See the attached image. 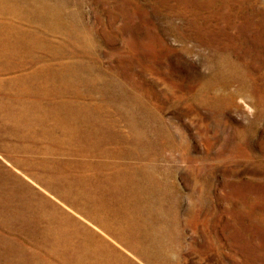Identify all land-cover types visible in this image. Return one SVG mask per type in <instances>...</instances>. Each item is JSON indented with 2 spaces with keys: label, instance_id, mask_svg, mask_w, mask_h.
<instances>
[{
  "label": "rangeland",
  "instance_id": "1",
  "mask_svg": "<svg viewBox=\"0 0 264 264\" xmlns=\"http://www.w3.org/2000/svg\"><path fill=\"white\" fill-rule=\"evenodd\" d=\"M86 235L264 264V0H0V264Z\"/></svg>",
  "mask_w": 264,
  "mask_h": 264
},
{
  "label": "bare ground",
  "instance_id": "2",
  "mask_svg": "<svg viewBox=\"0 0 264 264\" xmlns=\"http://www.w3.org/2000/svg\"><path fill=\"white\" fill-rule=\"evenodd\" d=\"M96 194L101 195V192ZM110 199V196L103 195L102 197L98 196V202H95L94 198L93 201L95 203L109 205ZM111 207L117 209V206L115 205ZM135 217L136 214L132 213V218L134 219ZM95 245L96 244L93 242L92 238L89 235H86L84 239L77 245L75 252L72 254L71 258L74 259L72 261L76 262L77 264H92L94 258H97L94 260L96 264H111L112 255L116 252V249L111 244L103 240H100L99 243H97V246ZM98 258L102 261H99Z\"/></svg>",
  "mask_w": 264,
  "mask_h": 264
}]
</instances>
